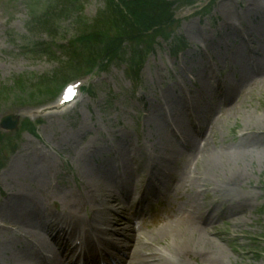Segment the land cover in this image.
Wrapping results in <instances>:
<instances>
[{
    "label": "rangeland",
    "instance_id": "rangeland-1",
    "mask_svg": "<svg viewBox=\"0 0 264 264\" xmlns=\"http://www.w3.org/2000/svg\"><path fill=\"white\" fill-rule=\"evenodd\" d=\"M47 1L0 0V120L12 113L19 121L15 130L0 128V264H42L36 255L46 253L50 258L23 230L50 243L48 234L58 228L63 229L55 232L58 241L61 234L73 237L74 199L81 200L88 185L95 192L91 203H102L103 215L113 221L96 225L108 229L106 239L127 249L133 242L126 240L130 223L115 222L130 219L126 205L147 180L145 194L156 217L172 212V222L189 210L198 218L206 212L216 218L205 227L221 256H205L204 262L178 258L171 231L156 233L165 220L144 235L159 256L172 264H264V0H211L201 11L207 0L154 3L152 19H136L138 39L120 44L109 35L89 75L69 84L77 85L78 96L63 108H56L57 87L79 70H70L62 57L59 63L46 58L48 36L27 25L29 15L41 14ZM98 1L87 2L85 15L95 13ZM165 34L182 38L184 52L170 56ZM140 43L143 55L133 77L117 56L123 46ZM248 50L253 51L250 62ZM55 72L59 78L68 75L54 82ZM257 120L259 130L252 126ZM226 151L243 155L235 185L225 181L226 170L215 177L203 167L212 155ZM200 172L210 174L218 188H196L193 178L200 179ZM101 176L109 182L98 180ZM119 181L129 191L128 200L117 194ZM101 190L111 195L101 196ZM92 204L79 209L81 220L90 217ZM33 218L43 222L42 230L25 223H36ZM55 258L60 256L51 262Z\"/></svg>",
    "mask_w": 264,
    "mask_h": 264
},
{
    "label": "bare ground",
    "instance_id": "bare-ground-1",
    "mask_svg": "<svg viewBox=\"0 0 264 264\" xmlns=\"http://www.w3.org/2000/svg\"><path fill=\"white\" fill-rule=\"evenodd\" d=\"M207 113H210V112H207ZM259 124H261V122L257 120L252 123V126L254 128L257 127L259 130L261 129L259 127ZM202 139L203 137L200 139V141ZM192 145H194V142L192 143ZM191 150H192V146L190 148V151ZM220 153H221L220 155H212L211 158L208 159L207 162L204 163L203 165L204 169L206 170V172L211 173L215 177L219 175V173H217L218 171L226 170L227 174L225 177V181H228L229 185L237 184V182L239 181L241 177H240V174L239 173L236 174V172L239 170V166H241V160L243 159V155L240 153L233 154V153H230L229 151L220 152ZM197 175L198 177H200V179L193 178V183L197 184L196 188L204 187V188L210 189L209 186L211 185L213 186L211 190H215L218 188L219 185L213 183V178L210 174L200 172ZM97 179L102 180L105 178L104 176H101ZM105 182H109V181L105 179ZM108 185L109 183L105 185V187ZM88 189L84 191L85 195L81 200H79V198L74 199L75 201H77L76 203L77 205L73 206L75 209L71 212L72 218L75 219L74 223L81 224L83 227L84 226L88 227V231H86V233L88 234H92L97 237H99L100 235L104 236L106 234L110 235L107 228H101L97 226H95V228H91L89 227L90 222L81 220L82 218L79 216L80 208H84L85 206H87V204H92L91 201L93 199V194L95 192L93 190L90 191L92 187L89 185H88ZM98 193L101 194V196L103 195L104 197L111 195L108 192H105L102 190ZM106 193H108V195ZM99 205H103V204L99 203L98 205L97 204L91 205V208L95 207V211L92 215V221H96L97 223H100L102 225L109 226L113 221L103 215L104 209H102ZM122 220L127 221V219L122 216L115 222V224L120 225ZM213 221L214 219H211L207 216H204L203 219H200L197 217L196 214L192 215L189 212H186L185 215L182 216L180 221H176V223L174 222V223L166 224L165 226L160 228V232L158 231L157 233L165 234V233H168V231H171L170 235L175 240V244L173 245L174 246L173 248L175 249V251L179 253V256H183L184 254L188 256L192 255V256L199 258L203 262H204L203 258L205 256L211 257L212 258L211 260H214L215 256L217 257L221 256V251L220 250L217 251L218 244H216L210 239L209 237L210 232H208L207 227H205L206 226L205 224L208 223L211 225ZM236 221L238 220L236 219ZM35 222L36 223L25 221L26 224L32 226L33 228L37 226L36 219H35ZM133 223L134 222L132 221L130 226L127 228L131 227V230H132ZM47 224L45 225L46 227H47ZM171 224H175V226L170 228ZM43 231H45V229ZM23 232L25 235H28L29 237L32 238V240L38 242L42 247H44L45 248L44 250L51 253L52 256L49 258L50 261H52V259L58 255L53 250L52 245L48 241V239L44 237L43 235H41L40 233L32 232L33 235H31L30 232H25L24 230ZM139 233L140 232H138L137 236L128 234V238L133 240V243L130 245H127L126 247L128 249L127 251H124L123 249L119 248L118 246H124V245H120L118 241H115L113 239H104L102 242L105 245L111 246L114 250L118 249V250H121L122 252H126V255H128V253L130 252L131 256L129 258L130 261L128 262V264H130V262L132 264H140L141 262L145 260V258L142 256L145 246L143 245V241H142L144 240V237H142V233L141 234ZM32 236L36 237L38 240H35ZM192 245H194V247H192ZM198 246H203V247L191 252L190 249L196 248ZM217 259H215V261H217ZM60 263L61 261L55 258L54 264H60ZM169 263L170 261L168 262L167 260H163L160 258L157 259V264H169ZM34 264H37V263H34ZM143 264H151V261H144Z\"/></svg>",
    "mask_w": 264,
    "mask_h": 264
},
{
    "label": "trees",
    "instance_id": "trees-1",
    "mask_svg": "<svg viewBox=\"0 0 264 264\" xmlns=\"http://www.w3.org/2000/svg\"><path fill=\"white\" fill-rule=\"evenodd\" d=\"M73 1L66 2L67 12L65 14V17L62 14L61 10L56 11V7L55 8L52 7L43 14L44 16L42 15L44 18L41 20H43L44 23L43 21H40L39 24L46 25V27L50 30V32H52L50 35L52 36L56 35L58 33L60 27L59 23L62 18L71 19L73 16H76L74 15V12L81 13L83 0H73ZM107 1H108L107 13L100 15L97 20L89 23V25H88V21L85 20L81 15H78L76 17L78 27L75 30V37L77 38L76 40L80 42L77 48L79 53H75L74 51H71V55L69 57L70 59L78 58L86 54L88 55L89 49H92L91 48L92 44L98 45L99 43L100 45V43L102 42V38H103L102 35L104 34V32L108 33L111 32L113 29H116L119 32H121L119 33L121 35L125 33L131 34L136 32L137 30L136 21L133 22L134 24H132L129 18H127L128 20H126L125 18L126 13L122 9H120L119 6L113 2V0H107ZM152 1L155 4L156 2H158L157 0H151V2ZM119 2L122 4L124 3V0H119ZM64 3L60 2V4L62 5H64ZM148 3H150L149 0H138L137 2L136 1L127 2L125 4V8L128 10L129 13L144 14V17L146 16L152 19L155 16L154 9L157 10V6L152 4L153 7H150L151 5H149ZM74 41L73 39H71V42L68 41V44L69 43L76 44L77 42ZM137 55L134 54V56Z\"/></svg>",
    "mask_w": 264,
    "mask_h": 264
},
{
    "label": "water",
    "instance_id": "water-1",
    "mask_svg": "<svg viewBox=\"0 0 264 264\" xmlns=\"http://www.w3.org/2000/svg\"><path fill=\"white\" fill-rule=\"evenodd\" d=\"M7 120H8V118L6 117V118H4L3 120H2V125L3 126H5V125H8V122H7Z\"/></svg>",
    "mask_w": 264,
    "mask_h": 264
}]
</instances>
